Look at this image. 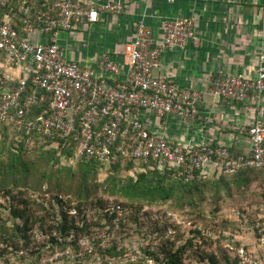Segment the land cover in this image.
<instances>
[{
    "label": "built area",
    "instance_id": "1",
    "mask_svg": "<svg viewBox=\"0 0 264 264\" xmlns=\"http://www.w3.org/2000/svg\"><path fill=\"white\" fill-rule=\"evenodd\" d=\"M11 1L16 5H10ZM103 10L121 11L122 5H107ZM98 19L95 6L86 8L73 0H0V55L7 56L10 70L22 73L16 79L0 80V124L27 135H75L77 158L106 165L129 159L154 161L163 173L175 169L173 176L184 182L194 181L213 166L228 175L249 168L264 171L262 118L250 128H240L251 142L250 153L245 156L224 146L169 143L152 134L142 121L145 111L159 118H203L198 110L201 92L182 89L167 76L155 74L165 50L184 51L190 44L200 45L194 19L166 22L159 42L154 40L151 28L139 22L135 39L125 48L124 66L107 54L97 69L68 61L58 42L59 34ZM261 60L256 79L220 71L210 94L223 102L237 103L253 95L261 103L264 57ZM123 67L127 69L124 81ZM37 107L40 112L29 119ZM122 207L113 206L109 211L119 216L124 213ZM233 214L241 219V212ZM168 217L177 220L175 215ZM254 229L256 244L236 247L228 240L223 243L226 253L237 258L239 264H264V216L256 219Z\"/></svg>",
    "mask_w": 264,
    "mask_h": 264
},
{
    "label": "crops",
    "instance_id": "2",
    "mask_svg": "<svg viewBox=\"0 0 264 264\" xmlns=\"http://www.w3.org/2000/svg\"><path fill=\"white\" fill-rule=\"evenodd\" d=\"M84 7L95 6L99 19L93 24H82L71 32H61L58 42L65 57L84 67L97 69L102 56L107 54L124 66V51L135 39L139 22L151 28L154 40L163 38L168 21L192 18L200 45H188L186 50H165L156 75H165L180 88L199 91L202 102L198 110L200 120H184L178 116L157 117L152 111L142 113L148 130L167 142L183 146H224L240 156L250 153L251 142L240 128H250L255 121H264V98L258 103L250 99L223 102L210 94V88L220 71L242 74L256 79L264 57V0H73ZM122 5L121 11H105L107 5ZM264 64V61H263ZM5 78L21 76V71L3 68ZM127 69L122 68L124 81ZM239 128V129H238ZM213 166L203 175L218 178ZM234 212V211H233ZM244 227V226H243ZM243 244L255 243L254 233L239 235Z\"/></svg>",
    "mask_w": 264,
    "mask_h": 264
},
{
    "label": "trees",
    "instance_id": "3",
    "mask_svg": "<svg viewBox=\"0 0 264 264\" xmlns=\"http://www.w3.org/2000/svg\"><path fill=\"white\" fill-rule=\"evenodd\" d=\"M16 3V1H11L10 5H16ZM4 67L8 68L7 56L2 54L0 55L1 81L5 79L4 73H1ZM40 109L37 107L33 115L29 116V119L35 117L40 112ZM0 129L3 132L1 137L2 145L0 146V194L13 201L9 207V217L14 223L12 228H8L7 222L0 219V246L3 245V249L0 247V262L3 260L4 253L9 251L8 249L18 251V245L15 244L13 239L20 234L28 239V233L33 230L32 228L36 224L50 235L51 244L57 247L60 245V240L65 243L73 234L78 235L86 232L89 225L85 224L81 228L76 226L74 218L70 217V210H65L64 205H66V202L61 200L60 195L66 193L68 196L76 197V200L81 202H90V200L95 199L96 194L100 190L98 175L103 168L108 170L109 177L101 187L104 188V193L112 197H122L129 203H142L144 206L147 205L149 207L174 201L176 208L182 209L184 214L194 208L193 214L188 213V216L196 219L195 222L186 221L190 226L189 232L192 233L193 237L201 235L212 239L214 243L224 239L230 241L236 247L248 246L238 239L239 235L244 231L246 233H254L255 239L257 238L254 226L256 219L264 216V191L259 193L260 201H258L257 205L243 201V205H235L230 210V214L227 217L229 218L230 215L234 221V226L237 229L234 232L235 234L215 227V219L209 220L199 209V204L194 201V198L201 196L206 191L208 184L216 193H218L220 186L229 187L232 183H236L238 188L249 186L251 179L248 174L251 175L253 172L264 174L263 170L249 168L236 175L220 172L218 180L210 181V183L208 181L211 179H208L207 174L203 175L201 172V177L194 181L184 182L173 176L176 172L175 169L166 170V173H163L154 161L144 163L140 160L129 159L124 162L106 165L98 161H86L82 158H77L78 141H76L75 135L68 137L56 134L47 136L38 132L27 135L26 133L17 132L12 126L4 124H0ZM137 165L140 168V172L125 178L120 175L121 171L130 172L135 170ZM225 177L234 178L229 181ZM45 188H51V191H56V196H54L53 202L50 204L56 223L50 226L48 230L44 229L46 226L44 224L45 218H42L44 216L36 217V213L32 212L33 207H37L38 211L50 214L45 203L24 199V194L22 193L23 190L26 191V195L28 192H43ZM90 203L99 212L102 211L101 216H104L107 222L111 224V227L114 228V225H116L114 223L119 217L118 214L110 212V207L108 208V205L101 199ZM58 208L61 210L59 216L56 214ZM141 210L142 207L135 212H140ZM77 211L80 216L82 213L80 207H77ZM233 211L241 212L240 220L235 218ZM162 213L161 219H166V227L168 229L169 221L165 217L166 213ZM178 213L173 214L181 217L180 219L182 220L177 221V224L180 225L179 223L185 219L182 217V215L184 216L183 212ZM146 214L148 215V212ZM49 217L52 216L49 215ZM201 221L205 224L201 223ZM186 222L184 221V223ZM226 222L231 223L227 220ZM10 241L11 243H9ZM177 241L173 237L171 240L162 242V249H159L155 254H151L152 259H149V261L153 260L154 264H182V251L187 246L183 244L178 250H174V245H177ZM103 251L106 255L113 256V249ZM162 255L164 261H161ZM226 255V262L239 264L237 258ZM207 258V256H202L201 261H203L201 264H204ZM208 259L210 260L209 264H219L218 255L216 254H212Z\"/></svg>",
    "mask_w": 264,
    "mask_h": 264
},
{
    "label": "rangeland",
    "instance_id": "4",
    "mask_svg": "<svg viewBox=\"0 0 264 264\" xmlns=\"http://www.w3.org/2000/svg\"><path fill=\"white\" fill-rule=\"evenodd\" d=\"M2 135L3 132L0 129V146L2 145ZM137 172H140L138 165L133 171H121L120 175L125 178L133 176ZM248 175L251 179L249 186L238 188L236 183H232L229 187L220 186L218 193H216L208 184L206 191L201 196L194 198L203 214L209 220L215 219V227L235 234L234 232L237 229L234 226V221L230 215L229 218L227 217L230 214V210L235 205H243V201L253 205L259 203V193L264 191V174L253 172ZM108 177V170L103 168L98 175L100 190L96 194L95 199L90 200V202H96L101 199L108 205V208L123 204L124 213L119 215V220L114 223L117 226L111 227L107 219L101 216L102 211L99 212L90 202L77 201L76 197L62 193L60 195L61 200L66 202L64 208L65 210H70V217L74 218L76 226L81 228L87 224L89 225L88 230L78 235L73 234L65 243L60 240V245L57 247L51 244L50 235L36 224L32 228L33 230L28 233V239L21 234L13 239L15 244L18 245V251L8 249L9 251L4 253L0 264H154L153 260L149 261V259H152L151 254H155L159 249H162V242L171 240L173 237L178 240L177 245H174V250H178L183 244L187 246L182 251V264H201L203 261H201L202 256L209 258L212 254L218 255L219 264H233L225 261L227 253L223 247L224 239L214 243L208 237L201 235L193 237L192 233L189 232L190 226L187 222H195L196 219L188 216V213L193 214L194 208L184 214L182 209L176 208L174 201L149 207L147 205L144 206L142 203H129L122 197H112L104 193V188L101 187ZM225 178L230 181L234 177ZM217 180L218 178H212L208 182ZM52 191L51 188H45L43 192H28L27 195L25 190L22 191L24 199L45 203L50 214L38 211L37 207L32 209V212L36 213V217L44 216L42 218H45V230H48L50 226L56 223V219L53 218L54 212L50 207L54 196H56V191ZM12 203V200L0 194V219L7 222L8 228L14 226L12 219L9 217V207ZM77 207L81 209L82 213L80 216L77 214L79 213ZM141 207L142 210L140 212H135ZM60 212L61 210L58 208L56 214L59 216ZM146 212H148L149 216ZM162 212L166 213V216H164L169 221L168 229L166 227V219H161ZM178 212H183L184 216L180 215L185 219V222L187 221V224L184 221H181L180 225L177 224L178 220H182L180 219L181 217H177V220L173 217H168L174 216L173 213L177 214ZM49 215L52 217H49ZM224 218L231 223L226 222ZM201 223L204 222L201 221ZM0 247L3 249V245ZM106 249H113V256L106 255L103 251ZM208 258L205 263L203 262L204 264H209L210 260ZM161 261H164L163 255L161 256Z\"/></svg>",
    "mask_w": 264,
    "mask_h": 264
}]
</instances>
